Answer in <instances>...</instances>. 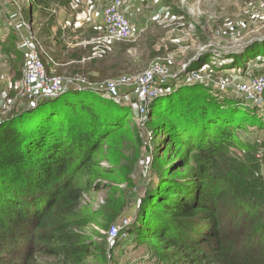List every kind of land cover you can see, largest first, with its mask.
Here are the masks:
<instances>
[{
    "label": "trees",
    "instance_id": "trees-1",
    "mask_svg": "<svg viewBox=\"0 0 264 264\" xmlns=\"http://www.w3.org/2000/svg\"><path fill=\"white\" fill-rule=\"evenodd\" d=\"M41 1H31V16ZM254 47L238 50L243 55L239 62L228 58L213 67L238 70L239 63L254 57L247 55ZM179 81L182 90L173 82L168 93L177 91L174 97L154 100L150 108L164 118L160 130L166 143L187 145L201 170L189 171L183 155L156 169L144 201L148 221L134 232L158 239L184 264H264V139L244 145L235 131L239 116L255 123L256 114L223 108L208 91L216 88L203 82L191 83L186 76ZM217 91V96L262 111L226 86ZM123 100V95L110 98L74 87L0 122V264H42L40 257L56 264H86L94 256L95 244L84 231L91 222L83 201L106 189L100 158L104 146L119 159L127 138H135L127 121L136 113ZM29 102L16 109L21 113ZM119 216L109 222L121 224ZM98 260L107 262L104 256Z\"/></svg>",
    "mask_w": 264,
    "mask_h": 264
},
{
    "label": "rangeland",
    "instance_id": "rangeland-1",
    "mask_svg": "<svg viewBox=\"0 0 264 264\" xmlns=\"http://www.w3.org/2000/svg\"><path fill=\"white\" fill-rule=\"evenodd\" d=\"M1 1L4 7H9L10 14L17 12L24 16L23 20L27 23L31 22L29 4L32 0ZM62 1L66 4L72 2L78 5L76 0ZM110 1L99 0L96 11L103 13L106 4ZM188 1L168 0V2L172 3L169 6L170 12L183 17L187 24L190 19H195L206 30V35H199L197 40H195L191 34V29L190 31L187 30L185 34H171L169 33L170 31L168 32L169 27H172L171 24H166L163 22L164 18L158 16L156 20L151 21L153 22L151 25L150 23L147 25L145 33L144 31L140 32L141 30L136 27L137 31L134 32L132 40L120 42L124 48L122 51L125 54L123 57L125 65L135 70L132 72L143 73L153 64L161 63L169 69L173 76H176L174 79H168V83L164 86L165 88L168 86L166 95L155 99L156 101L161 98L174 97L173 95L177 91L171 93V95L168 93L171 86H173V82L178 84V87H175L176 90L179 88V90L183 89L181 85L179 86L182 82L176 81L185 76L183 69L187 65V71H197L203 77L200 82L216 88H208V91L211 92V98L217 100L219 105H226L223 108L230 107L235 111L240 110L250 116H253L252 114L255 112L256 120H258L255 123L245 122V120H249V116L238 117L237 122L240 125L239 128H235V131L236 133L239 132L240 137H243L244 142H241L246 145L247 143L263 141L264 107L261 112L257 113L240 102L225 99L223 95H218V97L216 92H218L217 90L220 86L239 80L240 76L242 78V76L250 75V78H252L257 75H264V0ZM42 15V9H35L34 19L36 22ZM219 31L221 33L217 34ZM250 46L255 47L247 55L254 57L249 61L246 59L241 64L239 63L238 70L235 68L218 70L217 67H213L214 65H221V62L224 59L228 60V58L236 59L239 62L243 55H239L237 51L241 48L244 50ZM254 60L259 61L254 62ZM47 73L49 74L48 68ZM80 77L85 78L86 75ZM105 79L102 85L96 84L92 86L96 88L103 87L108 81ZM64 82H66L65 79ZM197 83L199 82L194 84ZM68 85L69 88L86 87ZM18 90H16L17 97L14 104L11 103L10 106L2 108L7 112L0 116V122L12 117L14 114H22L23 111L20 113V110L16 108L22 109L29 101V104H31L32 99L24 98L21 95V88ZM128 90V88H122L120 94L123 95ZM130 96V98H127L129 96L126 95L123 96V101L126 106L132 107L136 113V119L127 121L130 123L129 131L135 134V138H127L126 146L128 148L124 150V157L119 159L113 155L108 145L104 146L100 158H102V169L108 178L103 182L106 189L85 196L83 201V208L89 211L86 214L91 222L84 231L87 232L91 241L95 244L94 256L90 257L86 264H184L180 259L175 258L172 251L167 250L158 239H145L135 233L134 229L135 227L141 229L148 221L146 220L147 213L143 214L144 201L152 186L151 184H153V179L156 177L154 175L156 169L164 167L165 164L174 163L182 155L188 158V166L186 168L189 171L196 170L199 172L201 164L187 145L179 146L169 142L166 143L168 137H165L163 131L160 130L161 120L164 118L161 115L154 116L151 112L152 107L147 115L142 118L138 109V100L134 95ZM41 97L37 96L36 98L41 99ZM228 102H232L230 106L227 105ZM186 118V122H188L189 116ZM189 129H191V125ZM128 136L130 137V135ZM257 158L260 162L263 161L260 156H257ZM119 164H123L128 168L127 170L125 169V173L121 171ZM180 171L183 170L180 169ZM229 195L232 196V194ZM226 203L228 207L233 205L228 203V201ZM102 213L106 214L101 215ZM118 213L120 214L119 218H122L123 221L128 220L130 223L121 230L119 238L111 241L109 232L111 227L116 224L109 221L113 222L112 219L117 217ZM138 215L142 217L140 216V219L138 217L137 221ZM98 256H104L107 258V262L101 263L98 260ZM40 262L42 264H56V261L47 257H40Z\"/></svg>",
    "mask_w": 264,
    "mask_h": 264
},
{
    "label": "crops",
    "instance_id": "crops-1",
    "mask_svg": "<svg viewBox=\"0 0 264 264\" xmlns=\"http://www.w3.org/2000/svg\"><path fill=\"white\" fill-rule=\"evenodd\" d=\"M76 1L78 5L72 2L66 4L62 0H42L39 9H42L43 15L38 22L33 15L31 22L27 23L31 31L26 29L22 14H10L9 7H4L0 2V116L7 112L2 108L14 104L16 90L21 87L28 57L25 40L30 35L42 44L43 60L49 74L63 77L68 84L91 88L92 85H102L104 78L109 80L124 74L139 73L132 72L135 70L125 65L124 48L120 42L114 44L113 52L105 59H90L92 50L87 42L104 34L103 13L96 11L99 0ZM170 2L128 0L123 11L135 32L137 27L145 33L147 25L160 16L164 18V21L161 18L163 22L171 24L172 27L168 29L171 34H185L191 29L195 40L199 35H206V30L195 19H190L187 24L183 17L171 13ZM83 75H86V79L80 77ZM125 95L131 97L128 91Z\"/></svg>",
    "mask_w": 264,
    "mask_h": 264
},
{
    "label": "built area",
    "instance_id": "built-area-1",
    "mask_svg": "<svg viewBox=\"0 0 264 264\" xmlns=\"http://www.w3.org/2000/svg\"><path fill=\"white\" fill-rule=\"evenodd\" d=\"M127 4L128 0H111L106 4L103 10L105 32L102 36L88 42L92 50L91 60L104 59L112 53L115 43L133 39L135 30L123 11ZM24 22L26 29L31 31V26L26 21ZM220 33L221 31L217 32V34ZM25 45L28 49V57L21 81V95L33 100L37 96L48 98L65 93L69 89V85L64 82V78L55 75L49 76L47 73L41 44L30 35L25 40ZM186 69L187 65L184 66L183 71L189 82L195 83L203 80L199 72ZM175 77L165 65L155 63L143 73L124 74L116 79L106 81L103 87L92 86L91 89L95 93H102L110 98H119L121 89L128 88L138 100V109L143 117L147 115L153 101L165 95L166 88L164 86L168 83V79ZM225 86L232 89L240 100L261 109L264 107V75L254 76L247 81L236 80ZM129 223L130 221L125 220L119 225L112 226L109 232L110 240L115 241L119 238L121 230L126 228Z\"/></svg>",
    "mask_w": 264,
    "mask_h": 264
},
{
    "label": "water",
    "instance_id": "water-1",
    "mask_svg": "<svg viewBox=\"0 0 264 264\" xmlns=\"http://www.w3.org/2000/svg\"><path fill=\"white\" fill-rule=\"evenodd\" d=\"M41 98H46V97L42 96ZM36 99L39 100L40 98H35V99H33V100L31 101V104H29L30 106L27 107L26 109H24L23 112L28 111L29 109H32V108L36 107V105H37V103H38Z\"/></svg>",
    "mask_w": 264,
    "mask_h": 264
}]
</instances>
